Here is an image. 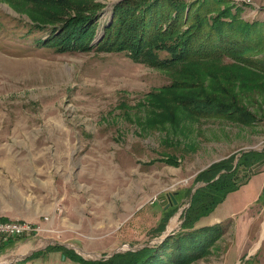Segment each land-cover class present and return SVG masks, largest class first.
I'll list each match as a JSON object with an SVG mask.
<instances>
[{
  "label": "rangeland",
  "instance_id": "374dc122",
  "mask_svg": "<svg viewBox=\"0 0 264 264\" xmlns=\"http://www.w3.org/2000/svg\"><path fill=\"white\" fill-rule=\"evenodd\" d=\"M94 1L106 5L92 43L117 0ZM232 1L244 19L264 20L263 0ZM36 14L31 3L0 0V222L34 228L2 240L0 264L48 245L103 260L160 244L181 229L215 163L232 171L244 152L264 151V78L231 86L248 123L180 110L177 124L158 123L168 105L148 93L169 84L166 72L124 52L58 53L37 43L49 30L31 26ZM253 166L249 177L240 166L233 179L241 185L195 224L219 222L222 233L190 264H264V157ZM31 261L73 264L58 252Z\"/></svg>",
  "mask_w": 264,
  "mask_h": 264
},
{
  "label": "trees",
  "instance_id": "16d2710c",
  "mask_svg": "<svg viewBox=\"0 0 264 264\" xmlns=\"http://www.w3.org/2000/svg\"><path fill=\"white\" fill-rule=\"evenodd\" d=\"M20 2L31 3L37 11L31 17L33 28L49 30L46 37L38 38V44L58 53L92 49L124 52L133 62L166 72L169 84L148 93L151 100H163L168 105L157 114L158 123L165 119L177 124L179 110L188 118L215 117L248 123L251 114L237 101L231 86L240 87L249 74L264 78V20L244 19L241 7L232 0H117L111 6V20L102 26L103 33L96 43L92 41L106 3ZM198 67L205 72L201 73ZM263 157L264 151L244 152L232 171L221 162L215 163L205 176L208 184L191 196L181 229L160 244L117 252L103 260H87L63 245H48L9 264H35L32 259L49 252L61 253L73 264H190L203 257L222 233L219 222L200 227L195 224L241 185L243 181L233 179L240 166L248 169L246 175L251 176V166ZM220 169L227 171L211 180ZM162 219L158 231L164 228Z\"/></svg>",
  "mask_w": 264,
  "mask_h": 264
},
{
  "label": "built area",
  "instance_id": "2783aa9c",
  "mask_svg": "<svg viewBox=\"0 0 264 264\" xmlns=\"http://www.w3.org/2000/svg\"><path fill=\"white\" fill-rule=\"evenodd\" d=\"M240 2L247 4V5L255 4L256 6L255 0H240ZM32 229H34L32 225L27 222H20L17 220L1 221L0 222V243L2 242V240H6L11 237L22 235L23 233L29 232Z\"/></svg>",
  "mask_w": 264,
  "mask_h": 264
},
{
  "label": "crops",
  "instance_id": "0c3cea01",
  "mask_svg": "<svg viewBox=\"0 0 264 264\" xmlns=\"http://www.w3.org/2000/svg\"><path fill=\"white\" fill-rule=\"evenodd\" d=\"M25 257H27V256H24V257H22V258H19V259H23V258H25ZM3 264V263H2Z\"/></svg>",
  "mask_w": 264,
  "mask_h": 264
}]
</instances>
